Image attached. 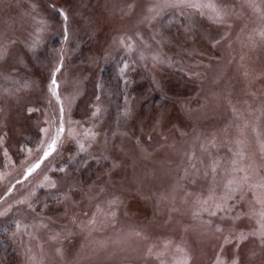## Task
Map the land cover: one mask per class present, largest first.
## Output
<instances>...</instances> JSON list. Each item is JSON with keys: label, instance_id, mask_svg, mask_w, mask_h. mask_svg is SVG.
Listing matches in <instances>:
<instances>
[{"label": "rangeland", "instance_id": "obj_1", "mask_svg": "<svg viewBox=\"0 0 264 264\" xmlns=\"http://www.w3.org/2000/svg\"><path fill=\"white\" fill-rule=\"evenodd\" d=\"M203 2L0 0V264H264V0Z\"/></svg>", "mask_w": 264, "mask_h": 264}, {"label": "snow or ice", "instance_id": "obj_2", "mask_svg": "<svg viewBox=\"0 0 264 264\" xmlns=\"http://www.w3.org/2000/svg\"><path fill=\"white\" fill-rule=\"evenodd\" d=\"M159 7H172V8H180V9H195L197 11L201 10L202 8H214V5L212 3H204L203 0H160ZM65 19H67V16H65ZM217 22L223 21V16L220 15V13H217L216 16ZM55 71H60V68L57 67ZM52 86H53V94L55 95V88L58 87L57 81L55 78L52 79ZM55 141L52 142L51 145H49V148L51 151H55ZM49 153H46L45 155H48ZM235 163V162H234ZM37 167L39 165H36ZM214 170V169H213ZM247 180V177L244 178ZM233 181H229V188H231ZM261 187H264L262 185ZM258 202L264 204V200H259ZM215 215V213H212ZM260 219L257 221L259 228L251 233V235H258L262 240H264V211H262L260 214ZM219 230V229H218ZM247 236H244L243 239H247ZM242 242V241H241ZM186 264V262H185Z\"/></svg>", "mask_w": 264, "mask_h": 264}, {"label": "trees", "instance_id": "obj_3", "mask_svg": "<svg viewBox=\"0 0 264 264\" xmlns=\"http://www.w3.org/2000/svg\"><path fill=\"white\" fill-rule=\"evenodd\" d=\"M8 192V194L10 193V191H7Z\"/></svg>", "mask_w": 264, "mask_h": 264}]
</instances>
